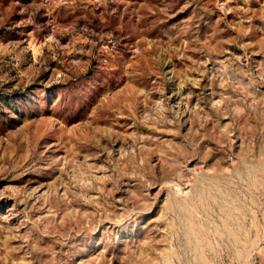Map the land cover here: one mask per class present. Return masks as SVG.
<instances>
[{
    "label": "rangeland",
    "instance_id": "1",
    "mask_svg": "<svg viewBox=\"0 0 264 264\" xmlns=\"http://www.w3.org/2000/svg\"><path fill=\"white\" fill-rule=\"evenodd\" d=\"M0 264H264V0H0Z\"/></svg>",
    "mask_w": 264,
    "mask_h": 264
}]
</instances>
